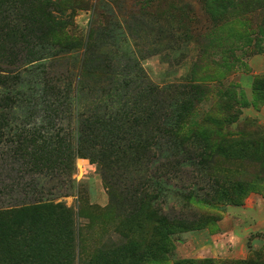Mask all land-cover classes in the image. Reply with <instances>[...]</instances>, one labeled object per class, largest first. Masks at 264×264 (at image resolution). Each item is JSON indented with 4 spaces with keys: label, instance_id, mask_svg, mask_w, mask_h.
<instances>
[{
    "label": "rangeland",
    "instance_id": "374dc122",
    "mask_svg": "<svg viewBox=\"0 0 264 264\" xmlns=\"http://www.w3.org/2000/svg\"><path fill=\"white\" fill-rule=\"evenodd\" d=\"M181 6L192 10L187 36L179 32ZM71 41L88 42L95 53L91 67L119 78L133 72L130 94L143 105L148 86L162 95L188 82L205 89L190 105L177 94L179 116L167 127L176 139L159 137V172L167 176L153 180L145 194H133L131 179L120 180L122 163L101 167L91 158L66 159L76 148L69 134L75 75L91 72L80 64V51L58 54L56 47ZM51 52L59 64H50ZM9 62L17 64L16 74L42 65L58 75L41 100L33 89L14 100L19 118L9 134L31 127L38 137L58 129L45 158L53 176L41 183L50 180L46 187L57 188L63 180L65 189L62 197L34 196L0 213V264H264V0H0V78L14 69ZM90 78L80 80L96 90ZM102 78L99 87L110 88ZM23 94L34 102L26 119ZM43 111L48 115L39 125ZM117 138L116 149H123L129 137ZM207 141L211 156L202 165L198 155ZM3 144L0 207L7 200L1 186L35 179L3 176L11 164L2 160ZM182 150L190 151L191 162L172 175L173 159L185 158ZM21 194L12 191V201ZM43 199L53 201L37 203Z\"/></svg>",
    "mask_w": 264,
    "mask_h": 264
},
{
    "label": "trees",
    "instance_id": "16d2710c",
    "mask_svg": "<svg viewBox=\"0 0 264 264\" xmlns=\"http://www.w3.org/2000/svg\"><path fill=\"white\" fill-rule=\"evenodd\" d=\"M148 2H150V0H148ZM187 9L186 6H181L178 10L179 32L180 35L183 36L189 34L186 25L191 21L189 15L192 10L186 12ZM62 13H64V11H62ZM147 13L148 11H144L145 15ZM148 15L150 16L152 14ZM56 49L59 50L58 54L65 51H80L82 58L79 61L81 62L80 64L85 67H91L92 60L95 62L93 59L95 53L88 49V42L79 41L75 43L71 41L69 44L57 46ZM56 54L57 53L52 54L51 52L50 64L52 66L60 63L54 57ZM44 60L45 58L39 60V62ZM103 61H105V63H107V61L110 62V60H106V58H102L101 63ZM9 65L14 67V69L6 70L11 72L7 78H0V85L5 89L0 93V95L2 94L0 96V144L2 142L4 143L3 145H5L6 152L2 160L11 163L3 176H6L8 181L23 179L25 175H34L35 179L33 180V177H31L28 184L24 186L14 181L10 186H1L2 191L4 190L3 195L7 197V200L2 202L3 206L0 207V213L6 212V209L11 210L22 204L32 203L33 199H31V197L34 196H42V194H44L51 199L62 197L59 191L65 189L62 186L63 180L59 181L57 177L53 179L60 182L57 188L53 186L50 187L51 189L46 187L48 184H51L50 180L41 183L44 179H49L48 176L51 174L49 172L51 171L50 169H55L49 168L45 158L48 157L49 154L51 157V151H49L51 147L49 143L52 138L49 137L54 136V138H57V141L58 129H53V135L50 134V132V135L42 134V136L38 135V137H32L30 131L33 128L31 127L24 131V133H21L23 131L19 132L20 129L15 128L16 135L12 136V138H10L11 134H9L10 128H12L11 125L19 118V112H16V108H12L15 102L14 100L20 99L21 93L26 92L27 89H33L34 94L37 96L39 95V99L41 100L45 89L52 88L49 83L54 81L59 82L57 79L58 75L53 76L48 72H43L42 65L33 69L30 68L29 70L19 71L20 73L16 74L14 71L17 64L9 62ZM34 70H36L35 73L33 72ZM32 75L33 77H31ZM83 76L86 78L89 76L91 77L90 79L95 80L96 83L98 82V85L94 87L96 90H93L92 86L80 80ZM75 77L79 82L77 83V87L72 91V97H70L73 106L71 113L72 116L74 115L75 119L73 130L69 134L73 136L76 148L66 155L68 163H72L75 159L84 158H91L101 167H106L108 165L118 167V165L122 163V165H124L122 166L123 175L120 180H124L126 183L130 184L128 180L131 179L137 184L133 185V194H145V188L148 187L153 180L162 181V178L167 176L159 172V167L162 165L163 161L162 154H164L162 146L164 143L161 144L159 142V137H167V139L171 141L176 139L175 134H173L171 130H168L167 127L169 125L168 121L175 124V120L178 119L179 116L176 103L177 94L182 95L183 100H186L188 105H190L193 102L192 96H194L195 93L204 92L205 89L195 85L193 82H188L182 85L169 86V88H166V94L162 95L161 90L148 86L145 92L148 99L143 105L141 104L142 101L139 96L130 94L129 89L131 88V84L136 80V75L133 72L119 78L118 76L114 77L107 69L103 70L91 67V72L82 69ZM101 78L111 84L110 88L103 86L99 87ZM120 79L123 80L122 83H124V86L128 90H123V87L118 84ZM45 85L46 87H44ZM89 96L92 97L91 100H89ZM20 101H22V99ZM23 102L25 103V112H27V109L29 110L28 114L25 116L26 119L27 116L29 117L31 110H33L31 106H33L34 102L30 99V96L28 97L25 94H23ZM45 113L46 111H43L42 115ZM47 115L46 113L45 116L40 117L42 121L38 120L37 123L39 125L42 124ZM44 131L48 133L46 126ZM149 132L150 140H147ZM117 135L129 137V140L124 143L123 149H116ZM39 144L42 145L39 146ZM210 150L209 141H207L198 155L202 165H208L209 157L211 156ZM115 151L120 152L116 153ZM124 152V157L120 160L121 157L119 155H122ZM189 152L190 151L182 150L185 158L183 157L181 161L177 163L175 162L177 158L175 157L173 159L174 167L172 169V175L177 172L176 169L180 165L185 164L186 166L188 165L187 163L191 162L188 158L191 155ZM148 165L155 167H147ZM51 176L53 175L51 174ZM64 177L70 178V176L66 175L62 178L65 179ZM41 185L46 190H37ZM16 190L22 193V200L18 202L12 201L13 196L10 195L12 191L16 192ZM26 193L29 196L28 200H25V196L23 195ZM58 194L59 196H57ZM51 199L37 200V203L53 201ZM114 236L115 239L119 240L122 239L123 234L113 235V238Z\"/></svg>",
    "mask_w": 264,
    "mask_h": 264
}]
</instances>
